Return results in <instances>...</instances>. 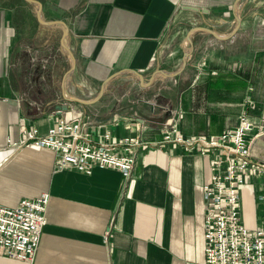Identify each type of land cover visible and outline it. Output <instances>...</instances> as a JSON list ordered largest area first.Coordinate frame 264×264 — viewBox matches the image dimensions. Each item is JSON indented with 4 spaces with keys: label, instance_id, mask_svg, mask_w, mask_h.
I'll use <instances>...</instances> for the list:
<instances>
[{
    "label": "crops",
    "instance_id": "1",
    "mask_svg": "<svg viewBox=\"0 0 264 264\" xmlns=\"http://www.w3.org/2000/svg\"><path fill=\"white\" fill-rule=\"evenodd\" d=\"M40 1L45 20L68 27L75 55L63 82L68 98H95L101 81L119 69L144 80L174 72L185 49L192 54L177 76L157 73L146 88L122 72L96 102L65 101L69 57L61 28L39 24L31 2L0 0V203L49 193L34 259L0 257V264H203L208 159L164 143L162 134L170 116L184 137L206 138L234 127L241 113L264 119V0H239L232 36L194 30L190 47L184 35L195 25L230 34L234 0ZM60 104L65 108L57 111ZM60 117H78L96 140L105 132L112 142L137 137L131 173L96 166L90 174L55 171L50 148L7 144L24 136L20 126L44 134ZM250 182L240 192L241 222L256 229L264 227V202Z\"/></svg>",
    "mask_w": 264,
    "mask_h": 264
},
{
    "label": "built area",
    "instance_id": "2",
    "mask_svg": "<svg viewBox=\"0 0 264 264\" xmlns=\"http://www.w3.org/2000/svg\"><path fill=\"white\" fill-rule=\"evenodd\" d=\"M176 121L173 116L168 118L162 141L182 144L186 151L198 152L208 159L210 173L202 186L203 264H264V227H245L240 212V192L252 185L250 181L259 186L257 197L264 202V162L249 152L253 138L264 133V119L254 121L241 113L234 127L209 138L184 137ZM19 129L24 136L17 141L7 139V144L16 150L22 146L50 148L55 171L73 168L90 174L95 166L113 167L128 176L135 163V148L141 143L137 137L112 142L107 132L96 140L78 117H60L44 134L37 128ZM48 199L49 193L42 192L32 199L20 197L14 206L0 203V257L25 262L34 259L47 223Z\"/></svg>",
    "mask_w": 264,
    "mask_h": 264
},
{
    "label": "water",
    "instance_id": "3",
    "mask_svg": "<svg viewBox=\"0 0 264 264\" xmlns=\"http://www.w3.org/2000/svg\"><path fill=\"white\" fill-rule=\"evenodd\" d=\"M25 1L31 2L34 4L36 20L39 24H41V25L44 24V25H49V26H59L61 28V33L59 36L60 46H61L62 50L69 57V66H68L67 71L63 75V78L61 81V83H62L61 97L65 101H77V102H79L81 104H85V105L96 102L100 98L102 90H103L105 84L107 83V81L113 77L118 76L119 73H122V72L129 73L132 76L134 75L135 78L139 81L140 86L143 88H146L153 82L152 80L154 79L155 74H157V73H160L162 75V77L177 76L179 73H181L183 71L188 57L192 54V50L185 49L184 54L181 58V64H180L181 66L178 68V70H176L174 72L157 71V72H154L152 75H150V77H148L147 80H144L143 75L134 69L133 70L129 69V68L119 69L117 72L111 73L110 75L106 76L103 81H101L102 84H101L95 98L90 99L89 101H84V100H81V99L76 98V97L75 98H73V97L68 98L64 93V83L63 82L73 72L74 66H75V55L71 52V50L68 46V43H67L68 27L60 19H58V20L57 19L45 20L42 17V3L40 0H25ZM238 1L239 0H234L231 4L232 5V12H233V19L235 20L236 25H235V28L230 32V34H228V35H217L216 33H214L211 29H209L207 27L205 28V27H202L199 25H195V26H192L184 35L185 36V42L189 45V47L191 46L190 34L194 30H200V31L207 32L208 34L212 35L214 38L219 39V40L232 36L236 32V30L238 29V27L240 25V19L236 13V6H237L236 4L238 3ZM64 108L65 107H63V105H61V104L56 106L57 111L63 110ZM249 152L253 158L255 157V158L264 162V133H261V134L255 136L253 138V141L251 142V144L249 146Z\"/></svg>",
    "mask_w": 264,
    "mask_h": 264
},
{
    "label": "rangeland",
    "instance_id": "4",
    "mask_svg": "<svg viewBox=\"0 0 264 264\" xmlns=\"http://www.w3.org/2000/svg\"><path fill=\"white\" fill-rule=\"evenodd\" d=\"M23 65H24V64H23ZM23 65H22V66H23ZM43 98H44V97H43ZM43 98H42V99H43ZM45 100L50 101L51 103H52V101H53L52 98H51V95H48V96L46 95L45 98H44V101H45ZM29 102H31L32 105H35V104H36L35 100H34V101H33V100H30Z\"/></svg>",
    "mask_w": 264,
    "mask_h": 264
}]
</instances>
